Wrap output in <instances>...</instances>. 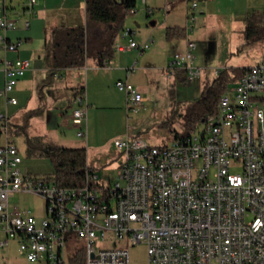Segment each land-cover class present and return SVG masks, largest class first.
I'll list each match as a JSON object with an SVG mask.
<instances>
[{"label": "built area", "instance_id": "built-area-1", "mask_svg": "<svg viewBox=\"0 0 264 264\" xmlns=\"http://www.w3.org/2000/svg\"><path fill=\"white\" fill-rule=\"evenodd\" d=\"M201 1L209 0L191 6L186 51L177 52L166 70L169 77L182 74L187 83L205 73L196 66L197 43L189 37ZM36 2L29 1L30 12ZM9 10L7 1L0 0V97L6 103L0 112V251L14 241L32 264H66L67 245L73 242L76 252L69 260L84 248L86 264H132L131 249L144 244L147 264H264V56L228 86L218 112L189 136L163 146L136 136L117 139L124 164L108 188L94 186L92 180L99 176L91 172L85 186L61 188L23 172L24 156L10 134L7 107L18 104L11 93L31 61L8 57L24 42L6 35L18 28ZM137 11L133 6L128 15ZM122 36L129 44L116 46L117 51L143 54L154 42L138 43L128 28ZM221 71L215 70L213 77ZM116 86L126 94L128 111L136 112L142 92L128 80ZM73 104V123L86 125L78 136L88 138L86 90ZM235 168L240 172L233 173ZM15 193L43 198L45 218L11 207Z\"/></svg>", "mask_w": 264, "mask_h": 264}, {"label": "rangeland", "instance_id": "rangeland-1", "mask_svg": "<svg viewBox=\"0 0 264 264\" xmlns=\"http://www.w3.org/2000/svg\"><path fill=\"white\" fill-rule=\"evenodd\" d=\"M256 2L264 4V0H256ZM138 3L142 4L138 1L137 8ZM200 4L202 5V2ZM71 5L68 8L72 12L70 15H58V18L56 15L53 22L48 18L49 22L60 26L83 25L85 0H72ZM242 6L240 0H225L220 12L217 13L216 8L208 9L206 21L199 20L192 38L197 43L196 66L204 68L205 73L201 79L192 83H187L182 74L175 73L172 77L166 74L167 68L174 60L176 48L175 46L163 47L155 42L152 43L151 49L142 55L138 56V53L130 55L129 67H132L138 58L130 78L127 77V73L124 78L119 76L120 72L116 64L119 60L117 50L115 58L108 62V67H98L93 58L94 54H91L85 67L64 68L56 76L51 75L49 70L51 62L49 61L48 64L44 50L45 36L42 28L37 26L33 33L34 55L29 57L34 73L28 86H25L22 91L23 88L19 85L15 94L20 100V105L7 108V112L14 117H20L25 111L38 109L39 113L33 119L32 132L47 135L48 138L64 147H85L89 162L95 174L99 176V180L93 179L92 184L108 188L116 180L124 164L123 155L115 144L117 139L136 136L155 146L169 144L174 132L161 124L172 119L175 122V129L179 132L183 130L182 124L177 119L200 98L207 75L209 79H212L215 70L248 68L261 61L264 56V40L247 43L243 33L244 17L250 12L243 16ZM57 12L62 14L64 11L59 9ZM38 15L42 16L39 12ZM145 20L146 25L150 24L149 18ZM136 23L144 25L134 16H127L125 25L136 26ZM117 41V43H124L121 37ZM138 43L144 42L138 41ZM23 48H26V45ZM39 57L42 59L40 60ZM120 78L121 80L129 79L143 94L142 104L136 112L128 111L126 94L116 86ZM81 85H84L87 90L88 138L78 136L80 131L86 130V125L75 124L72 120L75 107L72 104V96ZM0 109H3V103ZM202 126L203 123L199 125L200 128ZM15 143L24 156L22 169L25 174L38 178L52 175L54 168L49 158L26 157L24 136L15 137ZM232 172L240 171L235 168ZM10 205L30 210L39 220L45 218V201L37 195L15 193L10 198ZM67 251L69 257L75 254L73 242L68 243ZM68 256L66 264H71ZM130 257L132 264H147L146 246L140 244L132 248ZM0 264L32 263L28 262L19 251L18 244L11 241L9 248L0 251Z\"/></svg>", "mask_w": 264, "mask_h": 264}, {"label": "trees", "instance_id": "trees-1", "mask_svg": "<svg viewBox=\"0 0 264 264\" xmlns=\"http://www.w3.org/2000/svg\"><path fill=\"white\" fill-rule=\"evenodd\" d=\"M136 0H86V22L79 26H56L45 34L47 62H51V75L56 76L64 68L85 67L91 54L96 65L105 67L116 55V42L125 29L128 10L136 6ZM244 36L248 44L264 40V12L252 11L245 17ZM184 29L169 28L167 38L184 36ZM247 68H225L220 75L206 81L201 96L192 103L177 119L183 126L179 132L171 119L161 125L173 133V139L189 136L208 116L219 110L221 97L231 83L237 82L246 74ZM85 90L81 85L74 99ZM73 99V100H74ZM39 110L27 111L21 123H10V134L24 136L26 157L49 158L54 171L43 178L61 188H81L87 183V173L95 174L88 160L85 147H64L48 138L47 135L32 132L33 119ZM172 139V140H173ZM167 145V144H165ZM71 264H86L84 248L70 259Z\"/></svg>", "mask_w": 264, "mask_h": 264}, {"label": "crops", "instance_id": "crops-1", "mask_svg": "<svg viewBox=\"0 0 264 264\" xmlns=\"http://www.w3.org/2000/svg\"><path fill=\"white\" fill-rule=\"evenodd\" d=\"M6 1H7L8 6L10 7L9 15L18 21V28L16 30L7 32L6 35L13 41L18 40V39L24 40L23 44L20 46L18 51L10 52L8 54V57L11 59L22 58V59L30 60L29 57L33 56L34 51H35L33 33L36 27L40 26L45 36L46 31L48 29L54 28L56 26H60V25H52V23L49 22L48 18H50L51 22H53L56 15H57L56 18H58V15H63V14L70 15L72 13L70 12V9H68L70 6H72L71 5L72 0H37L36 4L33 7L32 12H30V10L28 9V4L30 0H26L25 2H23V0H6ZM195 1H200V0H175L173 3L169 5L167 4L166 0H148L147 3H143V2H141L142 4L138 3L137 13L133 15L130 14L129 16H134L135 19H137L141 23H144V25H139L136 23V26H133V25L129 26V24H126L125 29L128 28L135 32L136 41L138 40L139 42L145 43L148 41L149 38H153L155 44L158 43L163 47H166V46L174 47L175 46L176 53L184 52L186 51L187 41H188V34H187L188 17L192 13L191 6H192V3ZM224 1L225 0L201 1L202 5L201 4H200L201 6L199 5V10L194 11L197 15V20H198L197 25H198L199 20L206 21L207 19L206 13L208 9L216 8V12L217 13L220 12L219 10L222 9V4L224 3ZM240 3L243 4L242 6L243 14H244L243 16H245L247 12H251L255 10L264 12V4H261V3L258 4L256 0L255 1L254 0H240ZM59 9L63 10L64 12L62 14H59V12H57V10ZM148 9H151L152 13H148ZM38 12L42 14V16L38 15ZM37 16H40V17L36 18ZM146 18L150 19V24L148 25H146V20H145ZM244 20H245V17H244ZM26 21L29 22V27L25 26ZM85 22H86V0H85ZM174 27L184 29L185 30L184 36L168 39L167 30L169 28H174ZM196 27H195L194 32H191L189 34V37L191 38V40H193L192 36L196 32ZM2 33L3 32L0 31V34ZM119 37H121L124 43H117L118 42L117 41L116 46L118 45H121V46L123 45L125 47L128 46L129 42L126 38L122 36V33L120 34ZM44 44H45V40H44ZM24 45H26V48H23ZM44 50H45V46H44ZM117 52H119V60H118V63H116L118 64V71L120 72L119 76L124 78L125 73H127V77L130 78L132 72L135 70V66L138 62V58L134 61L132 67H129L131 64L129 57L131 54H135V53H138V56L142 54H139V52L135 49H126V50L117 51ZM1 56H2V53H0V57ZM126 57L128 58L126 59ZM39 59L41 60L42 57H39ZM31 67H32V64L30 66L29 71L26 73V75L23 78L20 79L15 90L13 91V93H11L12 97H15L18 99V96L15 94L18 91L19 85L22 86L23 88L21 89L22 91L24 90L25 86H28L29 81L32 77V74L34 73V70ZM132 68H133V71L129 75L128 70ZM206 77H207V80H209V76L207 75ZM0 78H1L0 89H2L4 86V75L1 69H0ZM121 79L122 78H120L119 80ZM136 87L138 88V86ZM75 93L76 92L74 91L73 96H72V101L74 99ZM86 96H87V92H86ZM1 103H3V109H0V112L6 109V103L3 97H0V105ZM19 105H20V100L18 99L17 106ZM9 107H16V106L9 105L7 108ZM25 112H23L20 117H17V116L14 117L10 113L9 115L11 116V120L14 123H21ZM88 113H89V108H88ZM13 139L15 141L14 136H13ZM2 258H5V257H2Z\"/></svg>", "mask_w": 264, "mask_h": 264}]
</instances>
